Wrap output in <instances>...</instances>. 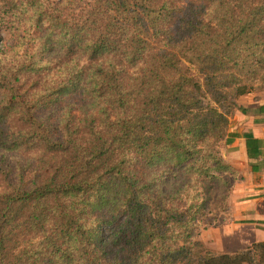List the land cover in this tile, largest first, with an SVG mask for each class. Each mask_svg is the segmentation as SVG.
Segmentation results:
<instances>
[{"label":"trees","instance_id":"trees-1","mask_svg":"<svg viewBox=\"0 0 264 264\" xmlns=\"http://www.w3.org/2000/svg\"><path fill=\"white\" fill-rule=\"evenodd\" d=\"M76 1L0 0L36 32L0 56V150L21 157L0 161V264H264V242L220 256L193 232L199 191L236 179L220 142L263 152L229 116L264 85V0Z\"/></svg>","mask_w":264,"mask_h":264},{"label":"crops","instance_id":"crops-1","mask_svg":"<svg viewBox=\"0 0 264 264\" xmlns=\"http://www.w3.org/2000/svg\"><path fill=\"white\" fill-rule=\"evenodd\" d=\"M262 105L264 88L239 95L236 98V123L229 130L248 132L264 141V110L258 109ZM227 144L226 150L221 153L226 163L237 172L230 190L236 221L212 228L214 237L224 232L228 239L226 245L215 241L210 243L205 236L201 241L211 248L251 247L264 242V147L262 155L248 158L243 137L236 136Z\"/></svg>","mask_w":264,"mask_h":264},{"label":"rangeland","instance_id":"rangeland-1","mask_svg":"<svg viewBox=\"0 0 264 264\" xmlns=\"http://www.w3.org/2000/svg\"><path fill=\"white\" fill-rule=\"evenodd\" d=\"M73 1L74 3L78 4L76 0ZM180 1L194 2L195 0H180ZM35 34L36 32L34 28L31 26V24L27 20L21 17L10 15L7 16L6 18L1 19L0 20V56H2L4 52L9 50V48L16 43L22 44L23 42L25 46L30 45L29 38L33 37ZM28 35L31 37H27ZM263 88L264 85L262 88H260V90ZM256 90L259 89L253 86L250 87L248 91L245 93ZM229 117H230L229 119V129H230L231 125L236 123V107L233 108ZM227 145L228 144L224 140L220 142V146H219L220 154L224 153V151L227 148L226 147ZM7 157L8 160L6 159ZM20 158H21L20 156L6 154L5 151L0 150V161L2 160L3 162H5L6 160L7 165H9L8 164L9 161L13 169L16 160ZM131 171L133 175L136 177H143L144 173L146 172L145 168L140 162H136L133 165ZM180 178L182 177L180 176L172 177L169 180V186L165 187L167 191L171 189L173 190V197L175 198H176V190L178 187L177 182L180 180ZM233 182L234 180L232 176L225 175L224 179L219 180L217 183H214L212 185L203 188V190L205 191L203 192L199 191L200 193L198 192L199 197L197 201L202 202L204 206L202 211L198 215H196L193 225V232L195 234L196 240L200 241L202 246L205 249L210 250V252H212L214 255H220V256L224 254L229 255L235 252L236 250L244 249V247H236V246H232L233 248L230 249L229 248L222 249L223 247L211 248L201 241V238L205 236L206 238L209 239L208 241H210V243H214L215 241L223 245H226V241L228 239L226 238L224 232L222 234L218 230L219 232V234L217 233L218 236L214 237V233H212V228L222 223L228 224L231 223V221H236L235 219L236 210L234 209L233 199L230 194V190H231L230 187H232ZM191 194H193V191L189 189V194H186L188 199H191ZM193 198L195 199V195ZM189 202H190L189 200L183 199L178 201V204L179 206H185ZM176 204H177V198H176ZM106 226L107 227L103 232V238L106 245L105 246L106 252L110 255H115V254L122 255L123 254L122 244L119 241L117 231L115 229H110L111 227L110 225H106ZM230 228L231 227H229V229ZM224 229L226 230V228ZM208 230L211 231H209V233H205ZM71 257L73 260L75 261L77 260L74 254H72ZM207 260L210 261L212 260V258L209 257ZM178 264H185V263L179 262ZM226 264H236V259H234V261L227 260Z\"/></svg>","mask_w":264,"mask_h":264}]
</instances>
